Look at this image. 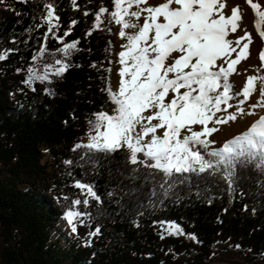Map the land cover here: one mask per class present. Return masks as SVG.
I'll use <instances>...</instances> for the list:
<instances>
[{"label":"trees","instance_id":"16d2710c","mask_svg":"<svg viewBox=\"0 0 264 264\" xmlns=\"http://www.w3.org/2000/svg\"><path fill=\"white\" fill-rule=\"evenodd\" d=\"M45 3H53L60 18L54 35L77 44L62 77H50L51 84L35 81L32 91L22 83L27 68L43 73L45 64L55 67L56 59H64L57 51L63 44L53 34L44 39L46 25L36 27ZM100 7L111 10V0L0 4V52L14 49L0 61V264H209L218 256L264 264V173L258 161L238 166L231 187L220 174L207 173L184 174L169 186L154 170L133 171L123 151L73 150L88 134L92 114L114 107L105 89L111 87L117 25L102 17L93 27ZM72 20L77 22L64 37ZM45 150L51 161L43 160ZM75 181L92 186L100 202L89 198L87 207L73 208L72 200L85 198ZM68 210L87 213L80 217L85 226L66 242L55 240V226ZM166 223L195 240L164 236ZM97 226L100 234L85 246L86 233Z\"/></svg>","mask_w":264,"mask_h":264},{"label":"snow or ice","instance_id":"6c2138e0","mask_svg":"<svg viewBox=\"0 0 264 264\" xmlns=\"http://www.w3.org/2000/svg\"><path fill=\"white\" fill-rule=\"evenodd\" d=\"M26 3L27 0H19ZM77 0H72L75 6ZM5 0H0L4 4ZM255 16L254 27L264 41V7L253 0H245ZM42 23L47 26L43 37L49 34L63 44L59 51L64 59L45 64L43 73L27 68L22 83L32 87L35 81L52 83L67 70V57L76 49L77 41L64 43L63 37L54 35L59 28V17L53 3L43 4ZM224 0H111V10L100 7L95 14L94 28L103 18L118 26L117 35L126 43L121 44L118 55V87L105 89L111 113L101 110L92 114L86 143H78L76 149H86L88 154L105 155L123 151L126 164L154 170L162 175L164 183L173 184L184 174H220L228 186L236 175V168L246 162L258 161L256 167L264 173V114L250 123L237 135L222 142L220 146L210 139L219 131L220 125L235 122L245 113L241 105L257 91L258 98L249 105L251 109H264V75H248L242 88L234 89L230 76L236 65L247 59L251 34L229 38L236 33L241 19L238 6L225 15ZM8 10H14L9 8ZM89 13L84 12L87 16ZM16 15H21L17 12ZM72 20L63 36H69L76 24ZM86 35H91L89 30ZM14 49H8L12 52ZM7 52H0V61L7 59ZM41 55L45 52L40 45ZM235 53V56H233ZM37 57L33 56L32 60ZM260 69H264V49L259 52ZM16 71L19 73L20 68ZM45 94H52L48 87ZM238 97H242L237 99ZM235 100V107L230 101ZM233 111H229L233 109ZM89 155V159H91ZM66 164L71 161H65ZM85 197L75 199L71 205L89 204V198L100 202L93 187L75 181L73 185ZM163 187V185H161ZM111 195V193H109ZM67 199V197H65ZM75 210L64 213L67 225L77 233L76 220L86 216ZM160 223H165L161 221ZM80 226H85L80 220ZM173 227H175L173 225ZM176 232L183 234L177 227ZM100 228L86 233L85 246H91V237L98 236ZM163 238V237H161ZM195 240V237H192Z\"/></svg>","mask_w":264,"mask_h":264},{"label":"rangeland","instance_id":"374dc122","mask_svg":"<svg viewBox=\"0 0 264 264\" xmlns=\"http://www.w3.org/2000/svg\"><path fill=\"white\" fill-rule=\"evenodd\" d=\"M151 1L152 3H154L153 0H150V2ZM6 2L7 0H5V3ZM253 2H257L262 7H264V0H253ZM224 3H225V9H223V12L225 15H230L231 9L237 6H238V11L241 15V19L239 21L240 27H238L236 33L234 34L230 33L229 38L234 39L235 37L243 35L244 31H248L251 34V40H252L251 44L253 48L257 46L256 47V51H257L256 53H258L257 54L258 56L257 66H255L254 68L252 66L249 67L252 61V57H250L249 55L246 60L242 59L241 62L236 65V72L233 73L229 78L230 83L234 85V89L239 90L240 88H242L243 82L248 75L258 74L257 69L260 70L259 71L260 75H264V69H260V63H259L260 62L259 52L261 49H264V41H261L260 37L256 33V30L254 27V21L256 18L254 14L252 13L250 7L245 3V0H224ZM262 30H264V25H262ZM117 32H118V26H116L115 32H114V54H113L112 69H111V88L113 91H115L116 88L118 87V80H119L118 69L120 66L117 62L118 61L117 53L122 50L121 44L126 42L125 40H122L118 37ZM233 56H235V53H233ZM258 89H259V84H257V91L253 93V95L249 98V101L241 105V107L245 109V114H244L246 116L245 118L242 117L243 115H240L238 116L235 122H232V123L229 122L225 126L224 125L218 126L219 131L214 133L213 136L210 137V139H214L216 141V144L212 145V147L220 146L222 142L231 138L233 135H237L241 133L247 128V126L250 125V123L252 122L251 119L253 117L256 116V118H258L260 115L264 114V109H260V108H255L256 110L251 109V111L253 112V115L247 114L249 111V108H248L249 105L254 103L256 98H258ZM240 98L242 97H238L237 99H240ZM230 103H232L233 106L235 107V100L230 101ZM234 107L233 109H230L229 111H233ZM257 111H261V112L258 113ZM81 142L82 143L87 142V135L82 137ZM43 160L51 161V154L49 153V151L45 150V157ZM80 220H81L80 217H78L76 220L77 227L80 226ZM173 225L175 227H173ZM177 227L182 231L183 234L176 232ZM162 234L164 236L186 237L187 239H193L192 238L193 236H186L182 228L176 223H166L162 229ZM75 236L76 234H73L71 232V229L67 225L66 219L63 216L55 226V229L53 232V238L56 240L58 239V237H60L62 239V242H66V240L74 238ZM209 264H246V263H243L242 261L237 260V258H232V259L227 258L226 259L222 256H218L217 258L212 260Z\"/></svg>","mask_w":264,"mask_h":264},{"label":"bare ground","instance_id":"6f19581e","mask_svg":"<svg viewBox=\"0 0 264 264\" xmlns=\"http://www.w3.org/2000/svg\"><path fill=\"white\" fill-rule=\"evenodd\" d=\"M152 2V1H151ZM153 2L155 3L156 2V0H153ZM126 43V42H125ZM255 46V45H254ZM257 47V46H256ZM256 47H254L253 48V46H252V44H250L249 45V49H248V56L250 55V57H252V61H251V64L249 65V67L250 66H252L253 68L255 67V66H257V62H258V56H257V54L258 53H256L257 51H256ZM244 60H246V59H244ZM249 60V59H248ZM260 63V62H259ZM258 63V64H259ZM249 108V107H248ZM256 110V109H255ZM259 110V109H258ZM258 113H260L261 111H257ZM245 114V113H244ZM243 114V118H245L246 116ZM260 115V114H259ZM242 119V118H241ZM256 119V116L255 117H253L252 119H251V121H254ZM240 120V119H239ZM232 123V122H231ZM225 126V125H224ZM228 128V127H227ZM229 129V128H228Z\"/></svg>","mask_w":264,"mask_h":264}]
</instances>
